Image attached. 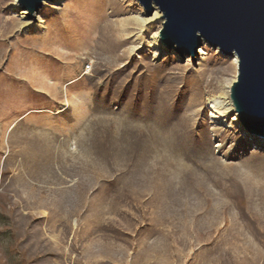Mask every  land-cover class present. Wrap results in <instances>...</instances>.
Segmentation results:
<instances>
[{"label":"rangeland","instance_id":"rangeland-1","mask_svg":"<svg viewBox=\"0 0 264 264\" xmlns=\"http://www.w3.org/2000/svg\"><path fill=\"white\" fill-rule=\"evenodd\" d=\"M21 13L0 0V264H264V149L211 113L231 58L158 53L136 0Z\"/></svg>","mask_w":264,"mask_h":264},{"label":"water","instance_id":"water-1","mask_svg":"<svg viewBox=\"0 0 264 264\" xmlns=\"http://www.w3.org/2000/svg\"><path fill=\"white\" fill-rule=\"evenodd\" d=\"M51 0H17L27 21L41 10L42 2ZM56 1V0H55ZM144 14L153 7L164 19L159 31L160 45L166 55L179 62L194 58L202 43L231 58L237 57L236 81L230 100L240 122L246 143L264 149V0H136Z\"/></svg>","mask_w":264,"mask_h":264},{"label":"bare ground","instance_id":"bare-ground-1","mask_svg":"<svg viewBox=\"0 0 264 264\" xmlns=\"http://www.w3.org/2000/svg\"><path fill=\"white\" fill-rule=\"evenodd\" d=\"M62 0H52V5H57L60 3ZM14 6L19 9V6L17 4V0H14ZM49 5L45 3V1L42 2L41 8L45 9ZM26 12L22 11L21 16L22 19L27 21V18L25 17ZM162 17L161 11L159 12V9L157 7H153V12L151 13L150 16H147L144 14L139 15L137 19L134 20L136 30L138 31V34H142L143 31H146L149 28H152L156 26L157 24H160L162 26L164 19H160ZM162 23V24H161ZM42 22H39V25H41ZM25 26H29L26 24ZM159 31L154 32L149 38V43L152 46L157 47V52L158 53H163L165 50L162 45H160L159 41ZM203 52H200V55ZM232 65L235 68V74L234 77L230 80H226L224 85H223V92L213 100L212 106H211V113L214 115L218 116L219 119L222 120V122L228 123V117L232 116V119L230 121V126H236L237 128H240V122L238 120V117L236 116V113L234 111V107L232 105V102L230 100V89L232 87V84L236 81V76H237V57L232 56Z\"/></svg>","mask_w":264,"mask_h":264}]
</instances>
